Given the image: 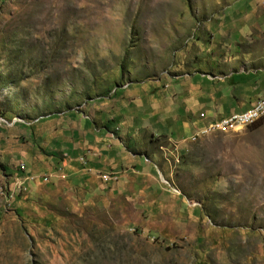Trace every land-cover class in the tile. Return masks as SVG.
Returning a JSON list of instances; mask_svg holds the SVG:
<instances>
[{"label": "rangeland", "instance_id": "1", "mask_svg": "<svg viewBox=\"0 0 264 264\" xmlns=\"http://www.w3.org/2000/svg\"><path fill=\"white\" fill-rule=\"evenodd\" d=\"M233 73L264 82V0H0V147L39 153L0 156V264H264V117L197 133L170 101ZM106 111L123 157H61V119Z\"/></svg>", "mask_w": 264, "mask_h": 264}, {"label": "crops", "instance_id": "2", "mask_svg": "<svg viewBox=\"0 0 264 264\" xmlns=\"http://www.w3.org/2000/svg\"><path fill=\"white\" fill-rule=\"evenodd\" d=\"M203 63H206L208 67ZM213 64L214 61L212 59H207L200 63V70L203 72L211 71L214 69ZM207 77H204L202 74H192L190 81L184 87H181L174 81H170V101L176 104L177 115L175 117L181 118V130L183 128L188 130L191 128L196 129L195 132L199 133L209 125L217 123L232 113L248 110L264 94V82L258 73H233L226 80L218 82L210 80ZM160 84L165 85L162 81ZM130 96L131 93L129 94ZM147 97L146 99V94H144L143 113L141 116L143 120L141 125L145 124V121H149L148 119H151V116L158 118L162 114V112L154 111L151 108V93H148ZM183 101H185V107L182 108L179 106V103ZM187 112L190 113V118L187 117ZM113 113L109 111L102 113L100 126L96 131L87 118L79 120L76 117L74 119V117L69 116L66 117L67 119H61V127H58L52 136L57 139V142L54 144H57L55 147L60 156L69 158L78 149V145L76 146L75 144H79L81 151L85 147L83 143L85 136L89 137V135H93L95 137L94 148L98 152V159L101 161V165L113 164V161L118 156L120 158L123 157L120 154L122 147L117 144V139L113 137V132L117 129L116 122L112 121L110 117ZM165 116L168 117L169 115ZM191 118V122H188ZM71 122H74L78 128L73 129ZM12 127L14 128V126ZM21 133L26 135L24 131H21ZM78 137L81 138L80 141L75 142ZM38 154L35 146H27L25 144L13 146L11 143H8L7 138L4 139V145L0 147V156L9 158L10 164H20L23 170H25L24 165L27 170L29 169L28 163L36 161L39 158Z\"/></svg>", "mask_w": 264, "mask_h": 264}, {"label": "bare ground", "instance_id": "3", "mask_svg": "<svg viewBox=\"0 0 264 264\" xmlns=\"http://www.w3.org/2000/svg\"><path fill=\"white\" fill-rule=\"evenodd\" d=\"M264 117V96L257 100L254 105L246 111L232 113L226 117V119L219 120L213 125H209L201 133H206L207 131H238L246 126H250L251 123L257 121L260 118ZM0 121H3L0 119ZM216 126V128H213ZM237 127V128H236Z\"/></svg>", "mask_w": 264, "mask_h": 264}, {"label": "built area", "instance_id": "4", "mask_svg": "<svg viewBox=\"0 0 264 264\" xmlns=\"http://www.w3.org/2000/svg\"><path fill=\"white\" fill-rule=\"evenodd\" d=\"M223 119H226V117L225 118H223ZM223 119H221V120H223ZM213 128H216V126H213ZM237 128V127H236ZM21 169L23 170V167H21Z\"/></svg>", "mask_w": 264, "mask_h": 264}]
</instances>
